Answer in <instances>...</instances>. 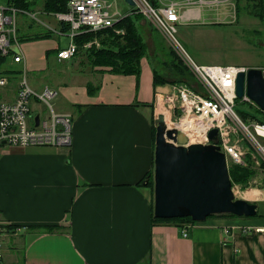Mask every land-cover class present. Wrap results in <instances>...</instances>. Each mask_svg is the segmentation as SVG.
Listing matches in <instances>:
<instances>
[{
  "label": "crops",
  "instance_id": "0c3cea01",
  "mask_svg": "<svg viewBox=\"0 0 264 264\" xmlns=\"http://www.w3.org/2000/svg\"><path fill=\"white\" fill-rule=\"evenodd\" d=\"M185 1L158 0L157 6L177 3L183 7ZM182 14L183 23L209 15L195 5L185 13L182 9ZM45 23L60 28L56 20L57 25ZM20 33L26 38L41 36L35 40L60 39L33 23L23 25ZM70 42L69 38L67 46L58 45L56 53ZM53 51L48 49L47 56ZM97 70L113 76V81L102 87L98 83L70 88L67 101L71 110L55 111L72 118L71 146L25 148L30 151L19 159L9 157L12 166L4 163L0 167V217L7 225L2 240L6 263L264 264V187L247 189L249 197L243 198L257 204L254 217L223 215L194 221L187 236L183 234L187 220L155 219L154 191L147 181L141 182L152 171L154 176L155 122L162 114L160 97L170 92L169 85H155L154 76L152 93L143 96L138 79L136 83L133 79L136 75L114 73L110 68ZM90 86L95 88L93 92ZM75 88L80 92L73 93ZM11 149L14 151L0 149V166L1 155L6 158ZM46 226L55 229H39ZM225 227L234 229L227 235ZM244 227L251 231L245 233Z\"/></svg>",
  "mask_w": 264,
  "mask_h": 264
},
{
  "label": "built area",
  "instance_id": "2783aa9c",
  "mask_svg": "<svg viewBox=\"0 0 264 264\" xmlns=\"http://www.w3.org/2000/svg\"><path fill=\"white\" fill-rule=\"evenodd\" d=\"M135 13L145 15L162 31L167 39L176 47L183 58L184 64L196 78L200 88L183 84L179 88L183 100L184 116L180 122H186L185 133L189 141L198 138L204 144L215 143L225 153L228 166L230 164L243 165V149L239 146L242 137L247 139L260 158L264 161V123L260 121L247 122L237 113V78L241 71L247 72L250 68L242 66L200 65L187 52L181 41L178 40V27L183 23L182 9L190 8L198 3L203 7L208 5V0H186L183 7L177 3H170L163 7L150 3L149 0H133ZM218 3L222 0H215ZM185 11V10H184ZM26 15L28 19L38 21L50 32L57 36H68L70 45L58 52L60 61H66L77 56L81 50L76 39L87 33H97L113 28L118 22L130 14H122L107 0H70L66 12H48L21 9L14 4L0 5V56L5 63L11 61L15 65L25 63L21 49V33L18 19ZM39 15L48 16L60 24V28H53L39 18ZM124 34L122 29L116 30ZM93 46L100 47L99 41L86 42L83 51ZM3 64V65H4ZM263 72L264 67L259 68ZM4 71L0 73V149L30 148V147H55L68 148L72 145V118L70 115H60L54 110L53 98L55 91L49 88L38 92L30 85L27 71ZM15 81L12 99H6L3 91L9 88V81ZM11 84V83H10ZM32 101L45 103L51 108L47 116L42 113L34 114ZM252 102L245 93L241 99ZM260 109V108H259ZM262 111V110H260ZM264 113V111H262ZM176 124L174 125L176 127ZM194 129V130H193ZM218 129V141H211L209 133ZM179 130V129H178ZM239 138V139H238ZM229 161L231 162L229 164ZM183 234L187 236L192 222L184 223ZM7 225L0 217V264H7L3 252V235ZM231 228L224 229L225 234H230ZM249 228H244L249 233Z\"/></svg>",
  "mask_w": 264,
  "mask_h": 264
},
{
  "label": "rangeland",
  "instance_id": "374dc122",
  "mask_svg": "<svg viewBox=\"0 0 264 264\" xmlns=\"http://www.w3.org/2000/svg\"><path fill=\"white\" fill-rule=\"evenodd\" d=\"M114 5L122 14H132L134 6H131L127 0H107ZM208 0V5L204 7L198 3L195 5L203 12L209 13L204 19H195L194 22H184L179 25L177 38L183 43L187 52L200 65H223V66H243L246 68H263L264 67V0ZM7 0H0V5H7ZM44 0H40L36 5V11H44ZM189 9V8H188ZM188 9L183 8V12ZM185 10V11H184ZM140 15V14H139ZM185 17V15H183ZM43 21L57 25L54 19L39 15ZM136 22L137 33L140 34L144 43L147 45V53L141 63V73L139 78L133 77L135 83L138 79L139 87L143 96H149L154 88V71H157V80L160 85L168 86L170 92H165V98L160 97L159 108L162 114L167 118L166 123L175 125L184 116L183 100L180 96L179 88L183 84L189 86L193 84L200 88L196 78L184 64L183 58L176 47L167 39L166 35L157 29L154 23L145 15L137 17ZM193 21V20H192ZM19 27L23 25L35 24L36 27L43 26L38 21H32L26 15H21L18 19ZM133 22V21H132ZM134 23V22H133ZM117 32V31H116ZM118 36L120 34L116 33ZM21 34V49L24 55L25 63L23 67L15 66L10 62L5 65L0 64V73L4 71H27V78L32 88L42 92L46 87L52 91H56L53 98L55 111L71 110L70 102L67 97L70 88L77 86L85 88L89 84L94 86L103 85L105 82H112L113 76H108L106 72L97 73V69L107 67H94L92 55L89 53H80L66 62L57 60L58 45L62 48L69 44V38L55 36L43 39L22 40ZM118 41L119 39L116 38ZM123 40H120L121 42ZM52 49L51 55L48 57L46 51ZM115 50H117L115 48ZM93 54V53H92ZM29 72V73H28ZM11 83V84H10ZM11 91L5 89L2 93L6 99H12L15 81H9ZM66 88V90H61ZM58 89V91H57ZM73 93H79L80 89L75 88ZM65 94V95H64ZM163 96V95H162ZM35 101H32V105ZM34 114L42 113V117L47 116L51 108L45 103L34 104ZM237 113L239 116L248 122L264 121V113L261 109L256 108L251 102H244L241 99L237 103ZM248 112L251 117H243L241 113ZM241 112V113H240ZM194 130V129H193ZM189 131V130H188ZM239 139V138H238ZM190 143L202 142L198 138L193 137ZM239 146L243 149V157L246 159L243 165H236L229 161L230 176L235 187V195L237 199L249 197L247 189L264 187V161L257 154L251 143L242 137ZM48 147V146H47ZM11 148V147H9ZM39 148V147H38ZM37 149V148H28ZM22 148L11 149V154L5 156L2 154L3 168L4 163L12 166L14 163L9 157L15 156L17 159L30 150ZM24 153V154H23ZM5 158V160H4ZM240 167L246 170L250 169L253 174L247 179L238 180L235 175V168ZM153 181V183H152ZM151 184H150V183ZM145 183V182H144ZM154 191V176L147 180V183ZM154 197V194H153ZM235 217L234 215H225ZM246 228V227H244ZM243 228V231H244ZM224 229H228L225 227ZM223 229V230H224ZM234 229V228H233ZM231 228L230 233L233 230Z\"/></svg>",
  "mask_w": 264,
  "mask_h": 264
},
{
  "label": "water",
  "instance_id": "95a60500",
  "mask_svg": "<svg viewBox=\"0 0 264 264\" xmlns=\"http://www.w3.org/2000/svg\"><path fill=\"white\" fill-rule=\"evenodd\" d=\"M135 6L133 0H127ZM246 95L264 111V76L259 68L241 71L237 97ZM154 214L157 219L191 218L206 221L212 215L254 217L258 206L237 199L225 153L215 143H190L163 114L155 122ZM218 129L209 133L218 141Z\"/></svg>",
  "mask_w": 264,
  "mask_h": 264
},
{
  "label": "trees",
  "instance_id": "16d2710c",
  "mask_svg": "<svg viewBox=\"0 0 264 264\" xmlns=\"http://www.w3.org/2000/svg\"><path fill=\"white\" fill-rule=\"evenodd\" d=\"M8 3L14 4L18 8L27 9V10H35L36 5H38L40 0H7ZM70 0H44V11L48 12H66L68 7V2ZM158 0H154V4L157 5ZM262 2V0L260 1ZM141 15V14H140ZM135 11L126 16L120 22H118L113 28H108L102 30L97 33H87L85 35H81L76 39V42L79 44V48L81 52L83 51V46L86 42L95 41L96 39L99 41L101 47L93 46L89 49V54L92 55L94 67H107L110 68L114 73H122V74H134L139 78L141 73V63L143 58L147 53V45L144 43L140 34L137 33L136 22L138 20L137 17L140 16ZM134 23H133V22ZM122 29L124 34H120L119 36L116 34V30ZM40 35H35L30 38H40ZM23 36V39H27ZM118 38L119 40L116 41ZM120 40H123L119 42ZM115 48L117 50H115ZM93 53V54H92ZM5 60L0 56V64H4ZM155 76V85H160L161 82L157 80V71H154ZM95 90L94 87L90 86V91L93 92ZM241 113V112H240ZM243 117H251V115L243 111L241 113ZM252 119V117H251ZM247 121V119L245 120ZM261 123L264 121L259 120ZM248 122V121H247ZM253 172L246 168L241 169L240 167L235 168V175L238 180L247 179L251 176ZM153 177V171L149 173V175L141 182L144 183L147 180ZM150 183V182H149ZM153 183V181H152ZM151 184V183H150ZM212 216H223V215H212ZM211 216V217H212ZM163 220V219H157ZM179 220H187L192 223L194 221L191 218H179ZM39 229H45L47 231H52L55 229L54 226H46L39 227Z\"/></svg>",
  "mask_w": 264,
  "mask_h": 264
},
{
  "label": "bare ground",
  "instance_id": "6f19581e",
  "mask_svg": "<svg viewBox=\"0 0 264 264\" xmlns=\"http://www.w3.org/2000/svg\"><path fill=\"white\" fill-rule=\"evenodd\" d=\"M196 13L199 14V10H196ZM165 122H166V118H165ZM172 123H168L167 125L168 126H171ZM176 128L179 129V131L183 132V133H188V131H186V129L188 128L187 125H186V122H180L178 124H176ZM192 141V140H191Z\"/></svg>",
  "mask_w": 264,
  "mask_h": 264
}]
</instances>
